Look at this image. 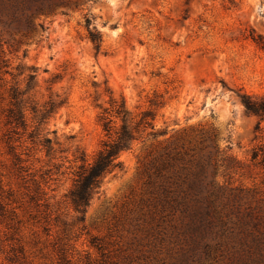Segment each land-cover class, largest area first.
<instances>
[{
    "label": "rangeland",
    "instance_id": "rangeland-1",
    "mask_svg": "<svg viewBox=\"0 0 264 264\" xmlns=\"http://www.w3.org/2000/svg\"><path fill=\"white\" fill-rule=\"evenodd\" d=\"M15 1L0 12V264H264V117L242 102L264 99V0ZM11 87L24 127L7 121ZM111 98L166 133L122 150L78 212L68 194ZM51 99L65 103L38 124ZM200 165L213 185L196 193Z\"/></svg>",
    "mask_w": 264,
    "mask_h": 264
},
{
    "label": "trees",
    "instance_id": "trees-1",
    "mask_svg": "<svg viewBox=\"0 0 264 264\" xmlns=\"http://www.w3.org/2000/svg\"><path fill=\"white\" fill-rule=\"evenodd\" d=\"M30 1L33 2V0ZM60 4H63V2ZM27 6V10L32 9V6ZM52 6L53 5L51 4H48L47 6L41 4L35 7L34 13L37 11L49 10ZM8 7L12 10V18L15 17L14 15L20 8L18 2L15 0H0V12L4 9L6 10ZM20 10L24 11V8L22 7ZM32 14L33 13L26 16L24 24L27 27L31 26ZM22 15L23 14H21V16ZM85 24L87 27H90L91 19L86 18ZM40 27L43 28V25L40 24ZM89 38L94 44L95 49L99 50L101 45V34L95 27H92V30L89 31ZM252 38L261 49H264V37L262 35L256 34L253 35ZM31 78L32 76L30 75L29 79L31 80ZM21 93L22 92H20L17 87H11L9 91L10 107L7 110V121L8 124H11L14 128H18L19 126L24 127L26 125L24 115L19 108V97ZM242 102L249 113L262 118L264 117V99L256 100L243 95ZM64 103L65 99L60 101L49 100L38 110V124L50 116L51 113H54ZM32 111L37 112V109L32 107ZM153 118L154 114L152 111L145 110L141 112L139 120L134 121L123 100L119 101L114 98L110 99V108H103L101 113V119L103 121L102 127L107 140H104L102 146L95 153L91 161H87L84 152H81L79 156L81 164L75 172L73 188L68 194L70 202L76 211L84 212V209L89 205L92 195L101 187L106 175L117 168H120V152L129 148L133 141L142 137V133L145 132L147 128L151 129L147 134H150L153 137L166 133L165 131L158 132L154 129V124L152 123ZM117 120L120 121L119 125L116 123ZM28 137L33 138V132L29 133ZM43 140L47 143L50 141V138L45 137ZM206 166L207 165H200L199 169L195 173H192V177L188 182L189 187L196 193H202L213 183V180L209 178V174L211 173ZM7 204H9V202H5V205ZM204 207H208V204H205ZM198 229L200 228L197 227V230Z\"/></svg>",
    "mask_w": 264,
    "mask_h": 264
}]
</instances>
